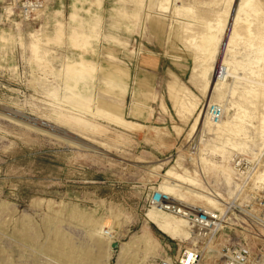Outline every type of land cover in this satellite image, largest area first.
Here are the masks:
<instances>
[{"label": "rangeland", "instance_id": "374dc122", "mask_svg": "<svg viewBox=\"0 0 264 264\" xmlns=\"http://www.w3.org/2000/svg\"><path fill=\"white\" fill-rule=\"evenodd\" d=\"M22 1L0 0V264H160L197 240L150 221L181 217L152 190L264 195V0H42L28 18ZM225 219L213 246L247 235Z\"/></svg>", "mask_w": 264, "mask_h": 264}, {"label": "built area", "instance_id": "2783aa9c", "mask_svg": "<svg viewBox=\"0 0 264 264\" xmlns=\"http://www.w3.org/2000/svg\"><path fill=\"white\" fill-rule=\"evenodd\" d=\"M42 8V0H23L19 11L28 18ZM209 114L211 119L218 121L222 117V110L219 106H214ZM231 168L239 189L242 190L252 174V166L245 158L235 157L231 160ZM146 202L154 208L181 216L198 241L184 245L176 255L166 256L160 264H203L207 255L211 254H215L213 264H264V195L250 196L243 203L231 201L223 204L224 209H218L173 203L166 193L155 189L149 192ZM231 211L241 212L247 235L229 237L213 246L219 231L226 226L225 216ZM253 239L260 240L259 244L252 246Z\"/></svg>", "mask_w": 264, "mask_h": 264}, {"label": "bare ground", "instance_id": "6f19581e", "mask_svg": "<svg viewBox=\"0 0 264 264\" xmlns=\"http://www.w3.org/2000/svg\"><path fill=\"white\" fill-rule=\"evenodd\" d=\"M221 51V50H220ZM230 74V72H229V70L226 68V67H224L223 66V70H222V72L219 74H217V75H213V77H212V81L214 82L215 81V79H217V80H224L228 75ZM216 80V81H217ZM188 100V99H187ZM187 105H188V102H187ZM220 106V105H219ZM221 107V106H220ZM221 110H222V112H223V109H222V107H221ZM207 115H208V118H209V120L213 123V124H220L221 122H223L222 121V119L220 118L218 121H215L214 122V120L213 119H211V117H210V114H209V110H207ZM262 119V121L264 122V117H262L261 118ZM226 125H227V123H226ZM224 127H226V126H224ZM236 127V126H235ZM223 129H225V128H223ZM227 129V128H226ZM225 129V130H226ZM229 130V129H228ZM229 132V131H228ZM164 135V134H163ZM153 138V137H152ZM164 139V138H163ZM264 145V144H263ZM193 150H195V147L193 148ZM261 154V153H260ZM263 173V172H262ZM255 178H256V176H255ZM259 182H261L262 184H264V173L261 175V178H260V180H258ZM257 181V182H258ZM168 186H171V185H168ZM168 189V188H167ZM159 190H161L162 192H164V193H166L168 196H169V198H170V200L173 202V203H178V204H180V205H187V204H191V203H188L187 201H185L184 199H182V198H180V197H178V196H175L174 194H171L170 192H167V190H162V189H159ZM170 191V190H169ZM191 205H194V206H199V205H197V204H191ZM218 207V205L216 204V208ZM154 210L156 209V211L155 212H157V210L158 211H161V210H159V209H157V208H154V207H152ZM211 208H212V206H211ZM218 208H221V207H218ZM153 210V211H154ZM163 214H165V213H163ZM167 215V214H166ZM170 218H173V219H176V220H178L179 221V223L178 222H174V223H172V222H169V221H166V220H164V219H160V218H158L157 216H154V215H149V219H150V221L151 222H153L157 227H159L161 230H163L164 232H166V233H169V234H171V235H184L185 237H188V234H187V231H184V230H181V228L185 225V224H187V222L182 218V217H176V216H169ZM183 225V226H182ZM187 226L189 227V225L187 224ZM184 229V228H183ZM111 233L112 232V230H111V228H106V229H101V233ZM111 246V245H110ZM119 247V246H118ZM110 249H111V247H110Z\"/></svg>", "mask_w": 264, "mask_h": 264}, {"label": "water", "instance_id": "95a60500", "mask_svg": "<svg viewBox=\"0 0 264 264\" xmlns=\"http://www.w3.org/2000/svg\"><path fill=\"white\" fill-rule=\"evenodd\" d=\"M216 73V72H215ZM110 245H111V247H116V246H118V243L116 242V241H112L111 243H110Z\"/></svg>", "mask_w": 264, "mask_h": 264}, {"label": "crops", "instance_id": "0c3cea01", "mask_svg": "<svg viewBox=\"0 0 264 264\" xmlns=\"http://www.w3.org/2000/svg\"><path fill=\"white\" fill-rule=\"evenodd\" d=\"M128 124H131L132 125L133 123L128 122ZM127 127H132V126H127Z\"/></svg>", "mask_w": 264, "mask_h": 264}]
</instances>
